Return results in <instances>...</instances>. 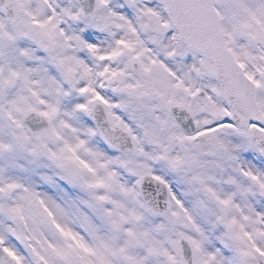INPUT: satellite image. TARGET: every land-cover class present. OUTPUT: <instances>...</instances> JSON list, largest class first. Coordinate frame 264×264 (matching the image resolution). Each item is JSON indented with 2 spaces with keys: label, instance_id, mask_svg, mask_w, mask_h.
<instances>
[{
  "label": "snow or ice",
  "instance_id": "6c2138e0",
  "mask_svg": "<svg viewBox=\"0 0 264 264\" xmlns=\"http://www.w3.org/2000/svg\"><path fill=\"white\" fill-rule=\"evenodd\" d=\"M0 264H264V0H0Z\"/></svg>",
  "mask_w": 264,
  "mask_h": 264
}]
</instances>
